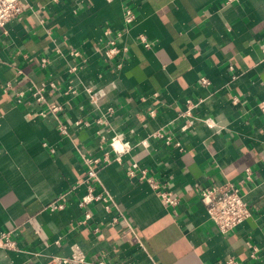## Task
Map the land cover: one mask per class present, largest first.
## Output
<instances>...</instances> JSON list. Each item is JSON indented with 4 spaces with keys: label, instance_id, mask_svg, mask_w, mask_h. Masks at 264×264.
Here are the masks:
<instances>
[{
    "label": "crops",
    "instance_id": "obj_1",
    "mask_svg": "<svg viewBox=\"0 0 264 264\" xmlns=\"http://www.w3.org/2000/svg\"><path fill=\"white\" fill-rule=\"evenodd\" d=\"M19 1L21 14L0 29V242L15 244H0V264H45L70 255L75 243L86 264H264V0ZM128 8L136 15L130 25ZM113 38L120 52L109 58ZM42 56L51 58L46 68ZM49 80L57 87L46 102L29 93L17 102L14 89ZM69 85L78 93L65 94ZM188 100L192 117L182 115ZM50 105L61 106L57 115ZM157 130L164 136L153 137ZM115 136L130 144L121 161L110 145ZM108 152L92 182L113 207L92 203L83 224L85 157L103 162ZM133 162L178 204H165L139 171L129 176ZM225 181L241 183L252 212L227 234L198 191ZM62 197L64 209L50 210Z\"/></svg>",
    "mask_w": 264,
    "mask_h": 264
},
{
    "label": "built area",
    "instance_id": "obj_2",
    "mask_svg": "<svg viewBox=\"0 0 264 264\" xmlns=\"http://www.w3.org/2000/svg\"><path fill=\"white\" fill-rule=\"evenodd\" d=\"M231 1V0H228ZM23 11V7L19 0H0V29H3L6 24L16 19L21 12ZM135 13L131 8L126 10L125 22L130 25L135 20ZM107 33V32H106ZM139 40L147 49L152 48L153 43L149 40L146 34H140ZM261 48L264 52V44L261 45ZM120 52L119 47L115 43V39H109L108 45L104 50V54L106 57L112 58L116 56ZM72 55H78V51H71ZM51 58L48 56H42L39 59V65L42 68H46L50 65ZM120 65V64H119ZM78 69L76 64L70 66L69 72H75ZM202 84H209V79L206 76L200 78ZM57 87V84L52 81H43L40 84H37L27 91L21 89H14L12 84L9 82L7 84L8 89H14L15 97L17 102H22L26 94L29 93L32 95L37 102H46L49 96L51 89ZM86 91L89 94L90 100L93 104L98 103L99 93L91 88H87ZM65 94H77L78 88L77 86L69 85L67 89L64 91ZM193 103L188 100L187 101V109L182 113L183 116L192 117L193 114L191 112V108ZM259 108L264 116V99L260 101ZM112 111V107L108 108ZM49 110L54 115H57V112L61 110L60 105H50ZM45 114V111H42ZM151 114H155V110L151 111ZM56 117V116H55ZM58 118V117H56ZM101 121V120H100ZM80 123V121H78ZM191 125L190 119L186 121L183 129H186ZM59 130L62 134L68 135V129L65 123L59 122ZM153 137H163L164 134L157 130L152 133ZM172 138L167 137L166 141L169 143ZM111 149L115 152L114 159L121 161L122 154L125 153L129 148L130 144L127 141H122L118 136L112 138L111 141ZM177 146H181L180 142H176ZM182 149V147H180ZM54 151V148L52 149ZM86 162L89 164V169L87 172V176L83 180V183L86 184L87 191L82 195L79 200L80 208L84 209V218L81 220V223L87 224L89 220L92 218V212L89 210V206L94 202H103L107 209H111L113 207V198L108 191L105 189L102 191H97L95 185L92 180L98 177V168L106 163H109L111 160V155L106 153L105 159L102 162L97 158H87L85 157ZM141 174V178L148 181L151 185L156 187L158 190L159 197L163 200V202L167 205H177L179 202V198L175 196L174 193L160 188L159 184L156 182L155 178L148 175V172L145 168L140 167L138 162H133L131 166L127 169V174L129 176H134L137 172ZM246 180L252 181V171L248 167L246 169ZM244 179L240 182L244 183ZM241 183H236L232 181H225L220 184H212V185H200L198 186L199 196L203 204L207 209V213L209 219L215 224L218 230L221 233L227 234L233 231L238 225L248 219L252 212L249 207L248 201L246 199V195L241 190ZM65 207L64 198H59L56 201H53L49 208L52 211L61 210ZM118 220V216L113 218V221L116 222ZM94 232L98 231V228L93 230ZM1 245L6 247H14V242L6 237L5 240L0 242ZM257 248L253 249L252 255H254ZM78 263H87L86 256L84 251L78 244H73L71 248L70 255H54L51 256L45 264H78ZM89 264H130L128 262H115L112 263L104 258L98 259L94 262H88ZM153 264H157V262H153ZM224 264H237V261L233 258L227 259Z\"/></svg>",
    "mask_w": 264,
    "mask_h": 264
}]
</instances>
